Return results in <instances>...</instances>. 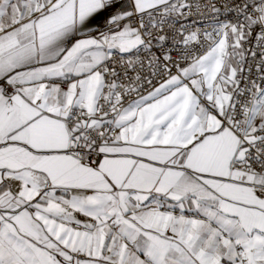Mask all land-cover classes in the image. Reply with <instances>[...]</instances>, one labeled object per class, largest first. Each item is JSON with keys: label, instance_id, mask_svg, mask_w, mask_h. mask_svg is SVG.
Returning a JSON list of instances; mask_svg holds the SVG:
<instances>
[{"label": "snow or ice", "instance_id": "snow-or-ice-1", "mask_svg": "<svg viewBox=\"0 0 264 264\" xmlns=\"http://www.w3.org/2000/svg\"><path fill=\"white\" fill-rule=\"evenodd\" d=\"M0 264H264V0H0Z\"/></svg>", "mask_w": 264, "mask_h": 264}]
</instances>
